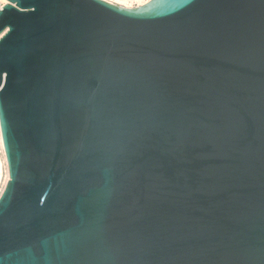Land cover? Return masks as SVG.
Segmentation results:
<instances>
[{
    "label": "water",
    "instance_id": "water-1",
    "mask_svg": "<svg viewBox=\"0 0 264 264\" xmlns=\"http://www.w3.org/2000/svg\"><path fill=\"white\" fill-rule=\"evenodd\" d=\"M0 264H264V0H7Z\"/></svg>",
    "mask_w": 264,
    "mask_h": 264
},
{
    "label": "bare ground",
    "instance_id": "bare-ground-1",
    "mask_svg": "<svg viewBox=\"0 0 264 264\" xmlns=\"http://www.w3.org/2000/svg\"><path fill=\"white\" fill-rule=\"evenodd\" d=\"M147 1L148 0H138L139 4L141 5L146 3ZM6 3H7V0H0V8ZM0 150H1V153L3 154L4 163L6 165V172H7L6 181H7L8 180V169H7V163H6L5 153H4L3 144H2L1 133H0ZM1 173H2V161L0 158V178H1Z\"/></svg>",
    "mask_w": 264,
    "mask_h": 264
},
{
    "label": "built area",
    "instance_id": "built-area-1",
    "mask_svg": "<svg viewBox=\"0 0 264 264\" xmlns=\"http://www.w3.org/2000/svg\"><path fill=\"white\" fill-rule=\"evenodd\" d=\"M105 1L123 7H136L141 5L139 4L138 0H105Z\"/></svg>",
    "mask_w": 264,
    "mask_h": 264
},
{
    "label": "rangeland",
    "instance_id": "rangeland-1",
    "mask_svg": "<svg viewBox=\"0 0 264 264\" xmlns=\"http://www.w3.org/2000/svg\"><path fill=\"white\" fill-rule=\"evenodd\" d=\"M0 158L2 161V173H1V178H0V194H1V192L4 188V185L6 183V175H7L6 165L4 163V158H3V154L1 153V150H0Z\"/></svg>",
    "mask_w": 264,
    "mask_h": 264
}]
</instances>
